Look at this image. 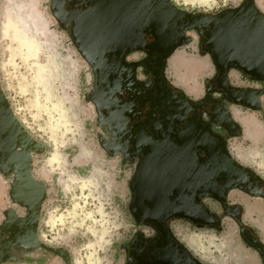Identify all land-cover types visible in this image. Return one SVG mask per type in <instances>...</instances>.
<instances>
[{
	"label": "rangeland",
	"instance_id": "1",
	"mask_svg": "<svg viewBox=\"0 0 264 264\" xmlns=\"http://www.w3.org/2000/svg\"><path fill=\"white\" fill-rule=\"evenodd\" d=\"M49 1L0 0V94L21 130L12 143V151L27 149L29 173L44 188L36 225L39 243L13 242L7 247V258L0 264H121V245L135 229L127 209L132 167L122 163L119 155L105 152L99 144L97 135L102 129L96 123L93 105L87 96L92 81L91 67L69 36L71 23L66 28L60 27L51 14ZM169 1L191 14H212L234 7L242 0ZM78 7L82 8H74L78 10ZM188 34L191 40L174 49L182 52L176 57V65L183 73L187 72L182 77L188 80L191 90L199 91L206 62L199 59L195 32ZM170 62L173 73L169 71V57L165 73L171 83L172 79L179 82L172 69V58ZM92 70L99 74L96 67ZM237 70L230 69L227 73L231 84L259 87L257 81H249ZM261 96L264 102V93ZM228 108L249 112L239 117H247L250 124L254 119L250 109L234 104ZM259 114L262 116L264 112ZM217 118H224L219 113L212 119L231 127ZM261 122L264 124L262 119ZM242 123L244 131L246 122ZM241 139L239 132L228 139V146L233 149L232 145H236L239 153L257 150L263 160L260 153L264 152L260 149L264 148L263 142L259 148L260 140L248 139L249 147H243L238 144ZM6 141L0 139V145ZM17 161L8 153L0 155L2 238L6 237L2 230L4 213L11 211L16 218L27 213V208L14 200L11 190L17 183L20 162ZM257 163L254 164L264 171L261 167L264 163ZM176 222L188 225L175 220L172 227ZM189 228L190 231L183 229L180 233L189 245L196 241L210 253L223 248L218 241L227 232L216 236L213 228L200 229L196 225ZM51 248L63 250L65 258Z\"/></svg>",
	"mask_w": 264,
	"mask_h": 264
},
{
	"label": "flooded vegetation",
	"instance_id": "2",
	"mask_svg": "<svg viewBox=\"0 0 264 264\" xmlns=\"http://www.w3.org/2000/svg\"><path fill=\"white\" fill-rule=\"evenodd\" d=\"M72 1L76 5L80 0H67L62 8L70 10L68 4ZM195 34L197 53L210 60L203 52L205 33ZM149 35L144 34L145 42L151 40ZM162 54L134 49L121 57L112 56L115 67L104 69L99 75L91 69L87 96L93 105L96 123L102 129L97 135L98 142L105 152L119 155L122 163L132 167L127 209L135 229L121 245V264H204L176 237L172 223L179 220L188 225L218 228L223 215L234 220L241 240L256 251L257 262L264 264V253L260 251L263 244L253 230L241 224L238 206L226 201V192L233 187L264 197V183L250 169L236 167L232 161L229 165L234 164L231 166L238 170L230 173L224 159L228 139L239 131L211 117V113L224 117L220 107L229 111L228 106L233 104L227 101L228 94L221 92L217 70L212 65L211 74L204 77L202 93L191 98L170 82L165 73L169 55ZM239 74L244 73L239 71ZM244 75L249 81H257L259 87L233 85L227 80L231 86L228 89L236 97L242 96L245 90L263 89V77L253 79ZM191 130L198 134L202 146L181 149L182 139ZM208 153L217 154V169L211 178ZM226 178L231 184L238 179L236 185L224 190ZM214 194L224 198H216ZM205 199L216 203V212L208 207ZM192 208L196 210L193 214ZM176 211L187 212L191 218L177 217Z\"/></svg>",
	"mask_w": 264,
	"mask_h": 264
},
{
	"label": "water",
	"instance_id": "3",
	"mask_svg": "<svg viewBox=\"0 0 264 264\" xmlns=\"http://www.w3.org/2000/svg\"><path fill=\"white\" fill-rule=\"evenodd\" d=\"M64 2L67 0H50L51 14L62 28L71 23L69 36L91 69L103 68V53H116L121 57L130 50L148 47L150 50H160L163 57H166L175 48L191 40V36L187 34L189 31L204 32L203 52L209 55L217 70L218 85L221 92L228 94L227 101L252 110L260 108L258 97L264 92V87L245 90L243 95L249 101L244 100L243 95L236 97L235 92L228 89L231 86L228 85L226 74L227 69L233 67L250 78H264V13L255 6L254 0H242L238 5L215 15L190 14L175 7L169 0H80L76 4L84 7L79 10H64ZM147 33L153 37L151 42L143 39ZM220 110L224 113L227 124L240 132L229 111L222 107ZM0 114V139H7L5 144L0 145V155L8 153L15 162L19 159L17 183L11 190L16 197L14 200L27 208L26 215L21 218L14 217L11 211L4 213L6 219L3 221L2 230L6 237L0 236L1 261L7 258V247L17 240L30 241L33 245L39 243L36 225L44 188L29 173L27 149L17 153L12 151V143L21 130L15 124L1 94ZM237 133L235 131L234 135ZM225 160L229 164L232 161L236 167L244 168L232 160L229 153ZM232 172L236 173L234 168H230V173ZM228 180L226 178L224 181V190L228 186L236 185L238 179H234L232 184ZM213 196L224 198L220 194ZM195 211L192 208V214ZM186 213L176 211L175 216L191 218ZM51 249L65 258L60 248ZM260 251L264 253V245L260 247Z\"/></svg>",
	"mask_w": 264,
	"mask_h": 264
},
{
	"label": "crops",
	"instance_id": "4",
	"mask_svg": "<svg viewBox=\"0 0 264 264\" xmlns=\"http://www.w3.org/2000/svg\"><path fill=\"white\" fill-rule=\"evenodd\" d=\"M74 1L70 2L68 4V9H71L76 7V6H80L78 4H74ZM254 4L255 6L262 12L264 13V0H254ZM85 5V4H84ZM85 6H88L87 4ZM84 6H82L83 8ZM81 7H78V10ZM77 9V8H74ZM150 34V33H147ZM151 40H153L152 35H149ZM143 49H147L148 52H157L154 50H150L148 48H144ZM180 49H177L176 52H172L171 54V58H172V66H173V71L174 74L177 75V77L179 78V82L176 80L172 79V83L178 87L185 95L191 97V98H196L198 97L201 93H202V87H200L199 91H194L191 90L190 86H188L189 83L187 79H183V75L185 76V74H187V72H182L183 69H179L180 66L177 67L176 65V57H179L180 55H182V52L179 51ZM185 51V50H184ZM159 53V52H158ZM161 53V52H160ZM113 56H118L116 53L113 54ZM119 57V56H118ZM170 56H169V71L172 75L173 72H171V60ZM114 59V58H113ZM200 60H202L203 62H206V68L203 70V72L201 73L200 77H206L209 76L211 74V69L212 68V63L209 60L208 57L206 56H200L199 57ZM115 60V59H114ZM116 61V60H115ZM231 69L233 70L234 68L231 67ZM230 70V69H229ZM228 70V71H229ZM236 70V69H235ZM228 73V72H227ZM229 77H227L228 80ZM229 81V80H228ZM229 83H232L229 81ZM262 95V94H261ZM259 95L258 100H259V104H260V108L257 110H252V113H250L253 116V121H251V124L247 122L248 118L247 117H239V114H249V112H245L243 113L241 110H239V112L235 109L230 110L229 109V113L231 116V119L239 126L240 128V132H241V141L238 143L243 147H249V142L248 139L253 140V141H257L260 140L259 142V148L260 145L262 144V142L264 143V124H262L263 120V116L264 115H260L259 112H264V102H263V96ZM244 98L248 99V97H245L243 95ZM235 105V104H234ZM240 107V105H239ZM242 108V107H240ZM245 109H249L246 108ZM238 112V114H237ZM212 117H215L214 114H212ZM261 116V117H260ZM217 120L222 122H226L224 118H217ZM242 122H246V129L243 131V123ZM227 123V122H226ZM244 132V135H243ZM191 134L190 137H192L193 139H191L190 141H196V142H200L199 138H198V134L196 132H194V130H191L189 132ZM262 133V135H261ZM261 135V137H260ZM235 136V135H234ZM245 136V137H244ZM247 138V139H246ZM263 140V141H262ZM233 149H231L230 146H228V153L231 156V158H233V160L241 165L244 166L248 169H250L253 173H255L264 183V171L262 169H259L254 163L258 164L257 162L260 161L261 163H264V152L261 151L260 153L263 154V160L261 158V155L258 154L257 150H249L248 152H242L240 151V153L238 152V150H236V145H232ZM260 149H264V148H260ZM233 150V151H232ZM212 154V160L216 162V158H217V154ZM207 156V154H206ZM263 161V162H262ZM261 166V165H260ZM264 168V165L261 166ZM226 201L229 205H236L239 208V220L241 222L242 225L247 226L248 228H250L251 230L254 231L255 235L258 237V240L264 245V197L258 194H248L246 192L241 191L238 188H229L226 192ZM205 202H207L208 207L211 208L212 210H214L215 212L217 211V207H216V203L210 201V199H205ZM184 230H189V225L183 224V223H178L176 222L173 226V232L175 233L176 237L183 242V244L186 246V248L193 254V256H195L198 260H200L202 263L204 264H259L257 262V255H256V251L254 249H252L250 246L246 245L241 238L239 237L238 234V230H237V224L234 222V220L227 216V215H223L221 216V220H220V225L218 228H213L215 229L213 232V234H215L216 236H220V235H224L227 232V236H223L222 239H220L218 241L221 242L223 244V248H221V250L219 251H215V253H210L209 250H205L203 246H199L198 242L194 241L192 243V245H189V241L188 239L185 237V239L181 236V231ZM200 229H211V227H201ZM208 234V233H206Z\"/></svg>",
	"mask_w": 264,
	"mask_h": 264
},
{
	"label": "bare ground",
	"instance_id": "5",
	"mask_svg": "<svg viewBox=\"0 0 264 264\" xmlns=\"http://www.w3.org/2000/svg\"><path fill=\"white\" fill-rule=\"evenodd\" d=\"M41 23V22H40ZM14 24V23H13ZM68 24H70V22L68 23ZM25 33V32H24ZM149 42H151V41H149ZM144 48H146V47H144ZM148 48V47H147ZM149 49V48H148ZM152 50H154V51H157V52H161L160 50H158V49H152ZM113 54H115V53H103L102 55H101V60L103 61V68H97V70H98V72H99V74L102 72V70H104V69H107V68H114L115 67V65H116V63H115V60L113 59ZM98 74V75H99ZM178 111V110H177ZM226 121V120H225ZM191 136V134L190 133H187V136L186 137H184L183 139H182V144H181V146H182V148L181 149H183L184 147H186L187 149H191L192 147H194V146H202V144L200 143V142H196V141H190L191 139H193L192 137H190ZM179 148V149H180ZM178 154V152H176V155ZM220 156V155H219ZM220 157H222V156H220ZM207 158H208V164H209V167H210V169H209V177L211 178L212 177V174L214 175V173L216 172V169H217V164H216V162L215 161H213L212 160V154L210 153H208L207 154ZM224 158V157H223ZM225 159V158H224ZM227 163H228V161H227ZM228 166L231 168V169H233V167L231 166V165H229V163H228ZM230 170V169H229ZM235 171H237L236 169H235ZM195 177V176H194ZM177 181V180H176Z\"/></svg>",
	"mask_w": 264,
	"mask_h": 264
}]
</instances>
